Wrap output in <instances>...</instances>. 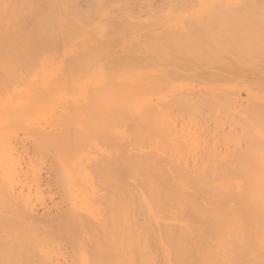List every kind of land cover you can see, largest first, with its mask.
Segmentation results:
<instances>
[{
	"label": "bare ground",
	"instance_id": "1",
	"mask_svg": "<svg viewBox=\"0 0 264 264\" xmlns=\"http://www.w3.org/2000/svg\"><path fill=\"white\" fill-rule=\"evenodd\" d=\"M105 1L0 0V264H264V0Z\"/></svg>",
	"mask_w": 264,
	"mask_h": 264
},
{
	"label": "rangeland",
	"instance_id": "2",
	"mask_svg": "<svg viewBox=\"0 0 264 264\" xmlns=\"http://www.w3.org/2000/svg\"><path fill=\"white\" fill-rule=\"evenodd\" d=\"M148 1H149V4H148ZM189 1H190V0H189ZM108 2H109V0H106L105 3H104V8H103V9H104V12H105V14H107L108 16H111V17H114V18H115V17L117 16L116 14L119 15V13H120L119 11L121 10V9H119V8H121V6H119V8L117 7V8L119 9V11L116 12L117 10H116L115 8H113V7L115 6V4H112V5H111L110 3L108 4ZM138 2H139V4H138ZM152 2H153V3H152ZM154 2H155V3H154ZM187 2H188V0H187ZM121 3H123V2H121ZM150 3H151V4H150ZM169 3H170V5H171V0H152V1H151V0H133V1L131 0V5H130V8H131L130 10H131V11L129 10L130 12H128V14H129V13H130V14H129V15H128L127 13H125V14L127 15V18L130 17V18L133 19L134 16H135V17H139L138 15L141 14V15H140L141 18H146V17H147V19H149V18H151V16H152V17H153V16H156V15L159 16V15L162 13L161 10H164V8L168 9L169 6H170ZM134 4H135V5H134ZM142 4H143V5H142ZM109 5H110V7L114 5L113 7H111L112 10H113L114 12L111 10V8L109 7ZM147 5H148V7H145V6H147ZM155 5L158 6V7H156ZM160 5H161V6H160ZM162 5H163V6H162ZM168 5H169V6H168ZM106 6L109 7V8H107ZM131 6H132V7H131ZM138 6L141 7V9H140ZM149 6H151V7L149 8ZM153 6H154V8H153ZM133 7H134V8H133ZM135 8H136L138 11H137ZM148 8H149V9H148ZM151 8H152V9H151ZM157 8H159V9H157ZM114 9H115L116 11H115ZM132 9L136 10L137 12H136V11L133 12ZM143 9H144V10L146 9V10H145L146 12H145ZM150 9H151V11H150ZM155 9H156V10H155ZM110 10H111V11H110ZM141 10H142L143 12H142ZM107 11H108V12H107ZM124 11L127 12V10H124ZM140 11H141V12H140ZM149 11H150V12H149ZM154 11H155V12H154ZM158 11H159V12H158ZM106 12H107V13H106ZM109 12H112L113 15H111L112 13L110 14ZM115 12H116V14H115ZM122 12H123V11H122ZM139 13H140V14H139ZM142 13H143V14H142ZM159 13H160V14H159ZM135 14H136V15H135ZM153 14H154V15H153ZM115 15H116V16H115ZM120 15L122 16L123 13H120ZM120 15H119L118 17H116V18L119 19V20H121V18H122ZM236 15H237V16H236ZM234 16H235V17H234ZM111 17H110V18H111ZM120 17H121V18H120ZM237 17H239V19L242 20V19L240 18V16H239L238 14L235 13V14L233 15V18L238 19ZM114 18H112V19H114ZM127 18L125 17V19H124V16H123L122 20H127ZM130 18H128V19H130ZM112 19H111V20H112ZM117 21H118V20H117ZM194 86H196L195 88H196L197 90H198V88L200 87L199 84H197V83H194ZM241 92H242V93H240L239 96L242 97L241 99L243 100V99L246 98V92H245V90H242Z\"/></svg>",
	"mask_w": 264,
	"mask_h": 264
}]
</instances>
